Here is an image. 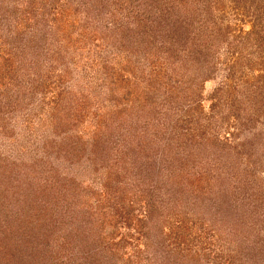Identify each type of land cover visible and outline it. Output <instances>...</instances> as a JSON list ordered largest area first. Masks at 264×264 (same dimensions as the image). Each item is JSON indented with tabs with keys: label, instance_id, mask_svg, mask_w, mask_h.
Wrapping results in <instances>:
<instances>
[{
	"label": "rangeland",
	"instance_id": "374dc122",
	"mask_svg": "<svg viewBox=\"0 0 264 264\" xmlns=\"http://www.w3.org/2000/svg\"><path fill=\"white\" fill-rule=\"evenodd\" d=\"M122 1L0 0V264H59L60 256L72 261L70 253L77 264H163L153 252L163 239L167 249L175 240L190 245V264H264V51L237 45L243 60L236 64L221 46L211 78L186 90L201 93L207 126L229 144L228 156L192 151L198 203L191 209L190 198L178 204L190 211L145 223L140 200L150 179L130 169L135 152L103 132L112 97L134 87L149 62L135 35L146 16L133 0ZM211 1L208 24L230 29L225 44H237L264 16L248 0ZM157 54L155 72L167 73ZM191 78L189 69L183 79ZM129 115H140L134 127L145 120ZM238 122L243 132L235 139Z\"/></svg>",
	"mask_w": 264,
	"mask_h": 264
},
{
	"label": "trees",
	"instance_id": "16d2710c",
	"mask_svg": "<svg viewBox=\"0 0 264 264\" xmlns=\"http://www.w3.org/2000/svg\"><path fill=\"white\" fill-rule=\"evenodd\" d=\"M248 1L264 12V0ZM121 4L126 5L125 0ZM131 4L139 6V10L143 11L147 19L146 23L143 19V28L135 31V35L137 40L141 39L144 42H140V44L143 43L141 45H145L139 48L143 57L149 62H142L139 70L136 71L140 77L133 80L134 87H125L112 97L116 102L108 118L103 120L105 125L103 132L112 134L113 140L119 146H125L124 148L128 149L126 152H135V159L130 169L132 172L141 171L136 174L137 177L144 180L150 179L146 199L140 200L145 204L144 222L148 223L150 219L159 222L165 211L166 215L170 214L173 218L181 212L190 211L186 208L188 206L184 208L178 205L179 203L182 205L186 203V200L193 198L191 209L198 203L200 191L197 190L196 182L200 174L193 167L191 170L188 169L189 164L193 165L192 162H197L192 159V151L197 153L204 150L224 157L228 156L224 149L230 148L227 142L219 140L218 133L209 130L210 127L207 125L211 122V117L209 113H205L202 106L201 93L197 91V93L185 94V92L197 85L202 86L211 78L216 68L214 55L217 48L226 45L230 56L228 59L235 56L236 64L243 60L242 55L238 56L237 45L238 47L252 45L264 51V16H261L260 22L254 20L248 33L235 37L238 43L232 45L223 42L229 40L227 34L230 29L222 28L215 23L208 24L210 21L208 17L211 16L208 15V11L211 13L213 8L211 0L207 1V6L204 0H133ZM214 26L217 28L216 31L213 29ZM151 34L156 39L152 41L155 47H151L152 44H149L147 40ZM156 53L159 60L163 58L166 62L167 73L155 72L153 67L157 63L153 61V57ZM228 67L229 75H232L236 68L235 63L229 64ZM189 69L193 70V78L185 81L183 77ZM176 84H178L177 87ZM257 89L254 88L255 91ZM261 90L262 87L259 88V93ZM132 111L136 114L140 112L142 116H145L141 125L133 126L134 121L139 123L140 115H129L133 113ZM176 114H184L180 116L181 121L166 120L168 116ZM240 124L235 125V132L231 133L235 139L243 132ZM177 127L181 129L179 134L174 131ZM183 134L186 140L181 137ZM178 136H180L179 142L176 141ZM155 141L158 146L155 145ZM248 144V141L241 143L243 146ZM219 145L222 146L220 149L217 148ZM98 146L99 143L93 144V148L97 147V150ZM182 147H188L189 152H179ZM226 151L229 152V150ZM139 155H144V158ZM185 181L189 182L187 185L192 189L191 192H185ZM178 194H183L184 202L181 201L183 198H178ZM215 204L217 205L215 207H219L216 201ZM235 213L230 211L228 214L224 212L220 215L234 216ZM238 217L236 222L240 224L238 221L241 220V216ZM39 220L41 224L46 221L42 214H39ZM139 222L141 223V220ZM180 222L182 226L186 225ZM50 224L53 225V221ZM165 242L170 244L168 239L156 242L158 246L153 251L159 255V259L163 260V264H190L188 259L196 255V251L186 242L182 245L175 240L173 244L176 247L172 245L169 249L164 246ZM70 255L72 261L69 257L66 259L60 256L59 264H77L78 260L76 261L72 253Z\"/></svg>",
	"mask_w": 264,
	"mask_h": 264
}]
</instances>
